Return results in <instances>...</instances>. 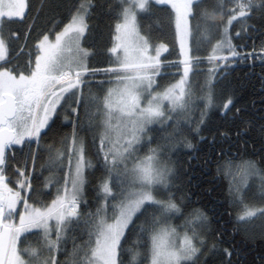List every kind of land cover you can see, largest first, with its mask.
Masks as SVG:
<instances>
[{
	"label": "trees",
	"instance_id": "16d2710c",
	"mask_svg": "<svg viewBox=\"0 0 264 264\" xmlns=\"http://www.w3.org/2000/svg\"><path fill=\"white\" fill-rule=\"evenodd\" d=\"M84 1L26 0L22 18L3 19L2 34L8 46V57L0 63L28 75L34 68L37 45L42 37L59 32ZM258 1L260 6L253 7L248 17L238 18L229 29L232 43L240 55L221 62H209L208 57L221 39L229 10L234 9L235 4L226 0L223 8L215 9L214 23L219 28L214 30L210 42L199 38L196 26L203 27L198 13L205 8L212 11V0L193 8L196 16L191 17L193 68L189 74L192 84L190 104L187 109L172 113V120L148 125L144 140L127 162V168L131 170L136 160L147 156L150 149L160 150L159 157L171 169V174L168 186L157 185L152 193L160 201L171 199L180 211L161 216L157 205L146 204L147 212L137 213L125 231L118 250V264H129L136 252L141 254L137 264H148L144 256L151 244L153 215L161 217L158 227L175 228L179 235L187 233L192 236L195 231L194 243L200 252L193 261L183 264H264V219H257L255 223H244L240 219L247 208L264 209V57L261 56L264 54V0ZM126 6L122 0H91L88 28L83 39L84 46L91 51L90 70L116 65L117 57L110 49L116 44V25L123 21L122 12ZM137 23L153 47L160 43L168 46L157 76L156 87L163 90L183 74L175 11L169 4H157L151 0L146 11H138ZM223 54L228 55L227 51ZM82 80L77 89L65 95L67 103L62 100L38 140L26 142L23 146L12 145L7 152L5 176L8 187L14 192L20 188L17 168L25 172L30 184V187L21 189L22 199L17 202L12 217L11 222L15 219L18 225L25 200L29 206L43 209L51 205L57 189L62 187L69 171L67 161L59 167L50 162V155L55 150H65L74 131L77 139L84 142L86 158L92 167L85 169L84 196L78 207L79 224H73L63 234L61 251L52 253L58 264L69 262L73 246L83 245L89 239L91 225L87 221L104 203L101 185L108 179L98 147L103 120L102 101L116 81L115 75L100 71ZM209 92L211 104L207 99ZM229 99L232 104L225 109L223 105ZM230 161L253 166L247 182L241 181L235 195L224 169ZM132 178L129 171L119 177L122 183H118L113 174V191L123 190L125 195L133 191L138 183L134 184ZM197 214L201 216L199 221L195 219ZM106 215L113 220L111 208ZM189 221L194 223L189 224ZM42 234L40 228L23 234L19 248H38ZM53 237L56 238L54 233ZM22 255L28 259L27 254Z\"/></svg>",
	"mask_w": 264,
	"mask_h": 264
},
{
	"label": "snow or ice",
	"instance_id": "6c2138e0",
	"mask_svg": "<svg viewBox=\"0 0 264 264\" xmlns=\"http://www.w3.org/2000/svg\"><path fill=\"white\" fill-rule=\"evenodd\" d=\"M154 2L167 4L170 0ZM205 2L206 0H180L176 3L171 0L172 7L176 10V30L185 59L180 61L183 64V76L163 92L154 94V77L159 74L157 70L161 52L167 51V47L163 44L156 46L153 49L155 54H150L149 41L140 35L137 27L136 9L146 11L149 0H122L128 7L122 12L123 23L116 25L117 43L110 49L117 55V67L102 70H90L87 67L86 59L89 53L80 46V40L88 28L86 20L91 0L80 4L69 23L55 34L54 41L50 40L49 35L42 37L37 45L38 54L35 56L34 68L28 75L0 63V264H58L52 253L61 251L63 234L69 231L73 224H79L78 207L86 182L85 169L92 165L86 158L84 142L77 139L76 132H73L70 145L65 150H55L54 154L50 155L52 164L63 167L66 160L69 169L62 187L57 189L56 199L43 209L31 207L25 200L26 211L19 215L18 225L11 221L16 213V204L22 198L19 191L14 192L8 187L5 176L8 164L6 150L12 145L23 146L26 141L38 140L42 130L49 126L57 105L61 100L67 103L64 94L78 88L83 83L82 77L90 72L112 73L118 85L116 88H110L102 101L103 120L98 154L103 155L108 179L101 185L104 203L97 209L93 218L87 221L91 225L89 239L83 245L73 246L70 261L66 264H118V250L121 248L125 230L137 213L147 212L146 204L157 205L161 216L180 211L171 199L167 202L160 201L152 194L155 186H168L170 170L160 163V150L150 149L147 156L136 160L131 170L127 168V162L144 140L148 125L166 123L173 119L171 113L183 111L190 104L192 84L189 74L193 64L187 48L188 37L192 35L189 17L195 18L193 8H199ZM228 2L235 4V8L229 10V18L223 26L221 39L213 46L212 54L208 57L209 62L227 61L229 56L240 55L232 43L229 29L238 18L248 17L254 4L253 0ZM212 3V11L205 8L198 13L203 27L200 24L196 26L199 38L209 42L214 30L219 28L214 23L215 9L223 8L226 0H212ZM25 7V0L9 3L0 0V62L6 61L8 57V46L2 34L3 19L22 18ZM5 8L8 10L4 11ZM225 51L228 55L223 54ZM207 99L211 104V92ZM142 100L146 101L143 106ZM165 101L168 102L167 114ZM231 104L229 99L223 107L228 109ZM252 167L251 164L244 167L245 175L250 174ZM129 171L133 177L132 182L139 183V189L128 192L127 195L123 190L113 191V174L116 181L122 183L119 177ZM16 173L19 177V187H30L25 172L17 168ZM109 208L113 213L112 223L108 222L106 215ZM259 211L264 213V209ZM256 214V210L248 209L240 219L244 221L255 217ZM195 219L199 221L201 216L197 214ZM51 220L55 221L54 225L49 224ZM160 222L161 217L152 216L151 244L144 256L148 264H183L185 261H193L200 252L194 243L195 231L193 230L192 236L185 233L177 244L176 229L158 227ZM33 228L43 230L42 242H38L39 247L18 248L21 236L31 232ZM53 233L56 237L54 240L51 238ZM22 254H27L28 259L25 260ZM140 255L139 252L134 253L129 264H137Z\"/></svg>",
	"mask_w": 264,
	"mask_h": 264
},
{
	"label": "rangeland",
	"instance_id": "374dc122",
	"mask_svg": "<svg viewBox=\"0 0 264 264\" xmlns=\"http://www.w3.org/2000/svg\"><path fill=\"white\" fill-rule=\"evenodd\" d=\"M149 1H151V0H149ZM152 1H154V0H152ZM4 2H5V3L15 2V0H4ZM84 2H85V1H84ZM174 2L179 3L180 0H174ZM25 3H26V0H25ZM167 4H169L170 6H172L171 0H170V2L167 3ZM253 4H254V7H255V6H260V5H261V2L258 1V0H253ZM126 7H128V5H127ZM172 8H173V7H172ZM25 9H26V7L24 8V12H25ZM173 9H174V8H173ZM7 10H8L7 8L4 9V11H7ZM138 11H139V9H136L137 14H138ZM174 11H175V14H176V10H175V9H174ZM86 22H87V20H86ZM121 23H123V21H121L119 24H121ZM137 27H138V30H139L140 35H141V36H144L145 38H147V37L141 32V30H140V28H139V26H138V23H137ZM189 27H190V29H191V16L189 17ZM62 29H63V28H62ZM62 29H61L60 31H62ZM60 31H59V32H60ZM86 31H87V30H86ZM176 32H177V30H176ZM57 33H58V32H57ZM55 34H56V33H55ZM55 34H54V35L47 34V35H49L50 40H53V41H54ZM85 34H86V32L84 33V36H85ZM84 36H83V37L81 38V40H80V46H81L83 49L87 50L88 53H89V55H88V57H87V59H86V64H87V67H88V65H89V57H90V53H91V51H90L86 46H84V44H83ZM177 38H178V44H179V47H180V53H181L180 61H182V60L185 59V57H184V55L182 54V51H181L180 38H179L178 35H177ZM147 39H148V38H147ZM148 41H149V40H148ZM116 43H117V41H116ZM149 44H150V46H151V47H150V54L154 55L155 53H154L153 49H154L155 47L152 46V44H151L150 41H149ZM161 44L165 45V46L167 47V51H168V46H167L165 43H160V44H158L157 46H159V45H161ZM187 48H188V55H189V57H191V59H192L191 47H190V36L188 37ZM167 51H163V52H161V55H160V57H159V59H160V65H159V68H158V70H157L158 73L161 72L160 67H161V64L163 63V62H162V57H163V55H164ZM256 56H258V55H256ZM261 56L264 57V54L261 55ZM116 57H117V55H116ZM230 59H231V56H229V59H228V60H230ZM191 61H192V60H191ZM221 61H224V60H219L218 62H221ZM161 62H162V63H161ZM113 67H117V63H116V65L113 66ZM180 67H182V72H183V64H180ZM99 72H100V71H97V72H95L94 74L91 73V72L88 73V74H85V75L82 77V79H83L84 77H89V76L97 75V74H99ZM157 76H158V75H156V76L154 77L155 82H156L155 85H154V94H155L156 92H163L166 88H168V87H170L171 85L177 83V82L181 79V77L183 76V74H182V76H181L176 82H174V83H172L171 85L167 86V87H166L165 89H163V90H160V89H158V88L156 87V86H157V83H158ZM73 79H74V77H73ZM80 85H81V84H80ZM80 85H79V86H80ZM79 86H78V87H79ZM117 86H118V85H117V83H116V81H115V82L111 85L110 88H116ZM110 88H109V89H110ZM74 89H77V88H74ZM74 89H71V90H74ZM71 90H70V91H71ZM66 94H67V93H65L64 96H65ZM61 102H62V100H61ZM61 102H60V103H61ZM144 103H146V101H143V100H142V106L144 105ZM164 104H165V112H166V114H167L168 102L165 101ZM59 105H60V104H59ZM59 105H57V109H58ZM57 109H56V111H57ZM55 114H56V113H55ZM55 114H53V117L55 116ZM171 114H172V113H171ZM53 117H52V119H53ZM50 122H51V121H50ZM50 122H49V124H50ZM153 124H157V123H153ZM46 128H47V127H46ZM46 128L43 129L42 132H43L44 130H46ZM42 132H41V133H42ZM34 140H35V139H34ZM26 142H27V143H30L29 141H26ZM26 142H25V143H26ZM31 142H32V141H31ZM159 160H160V163H161L163 166H165L167 169L170 170V174H171V169H170L167 165H165L164 162H162V160H161L160 157H159ZM244 167H245V165L243 164L242 161H230V162H228V163L225 165V167H224V169H225L227 175L229 176L231 190L233 191V194H234V195L237 193V191H238V189H239V187H240V183H241V181H243V183L245 184V183L247 182L249 176H250V174L245 175V173H244V171H243ZM85 172H86V170H85ZM170 174H169V175H170ZM168 178H169V177H168ZM132 180H133V178H132ZM85 181H86V174H85ZM137 183H138V182H137ZM84 186H85V184L83 185V189H82V192H81V194H80V198H83V196H84ZM158 186H159V185H158ZM139 187H140V185H139V183H138V187H136V188H135L133 191H131V192H134V191L138 190ZM129 192H130V191H129ZM61 194H62V193H61ZM152 194H153V193H152ZM153 196H154V195H153ZM56 197H57V193H56V195H55V199H56ZM16 205H17V204H16ZM16 207H17V206H16ZM248 209L256 210V211H257V214H256L255 217H252V218H249V219H247V220H244V223H255V221H257V219H258V220H260L261 218L264 219V213L260 212L259 209L247 208V209H245V210L243 211L242 215H243V214L245 213V211L248 210ZM22 211H23V214H24L25 211H26L25 207H24V209H23ZM242 215H241V216H242ZM241 216H240V217H241ZM52 221H54V220L49 221V224H50V225H52ZM108 222H109V223H112L113 220H109V219H108ZM242 222H243V221H242ZM125 231H126V230H125ZM176 233H177V232H176ZM183 236H184V235H179V234L177 233V238H176V239H177V244H179V242H180V240L183 238ZM51 238L54 240L53 235H52ZM17 246H18V248H19V242H18V245H17ZM23 258H24V257H23ZM183 263H184V262H183Z\"/></svg>",
	"mask_w": 264,
	"mask_h": 264
},
{
	"label": "bare ground",
	"instance_id": "6f19581e",
	"mask_svg": "<svg viewBox=\"0 0 264 264\" xmlns=\"http://www.w3.org/2000/svg\"><path fill=\"white\" fill-rule=\"evenodd\" d=\"M192 60V59H191ZM163 63H164V61H163ZM169 63V62H168ZM171 64V63H170ZM176 66H178V65H176Z\"/></svg>",
	"mask_w": 264,
	"mask_h": 264
},
{
	"label": "water",
	"instance_id": "95a60500",
	"mask_svg": "<svg viewBox=\"0 0 264 264\" xmlns=\"http://www.w3.org/2000/svg\"><path fill=\"white\" fill-rule=\"evenodd\" d=\"M6 153H7V150H6Z\"/></svg>",
	"mask_w": 264,
	"mask_h": 264
}]
</instances>
